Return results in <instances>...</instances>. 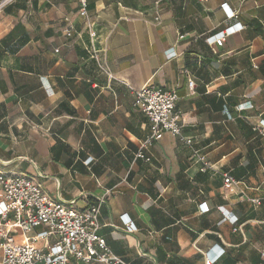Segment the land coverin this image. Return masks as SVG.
<instances>
[{"label":"crops","instance_id":"1","mask_svg":"<svg viewBox=\"0 0 264 264\" xmlns=\"http://www.w3.org/2000/svg\"><path fill=\"white\" fill-rule=\"evenodd\" d=\"M78 6L0 9V172L78 209L103 198L98 233L128 264H205L219 251L214 264H264V0H89L110 78ZM229 27L221 46L205 40ZM146 85L177 92L190 140L164 132L148 160L135 158L150 126L134 91Z\"/></svg>","mask_w":264,"mask_h":264},{"label":"built area","instance_id":"2","mask_svg":"<svg viewBox=\"0 0 264 264\" xmlns=\"http://www.w3.org/2000/svg\"><path fill=\"white\" fill-rule=\"evenodd\" d=\"M11 0H2L0 9ZM78 13L90 32L91 44L87 51L91 58L100 61L98 50L93 45L94 33L88 10L89 0H78ZM159 6H155V20L159 22ZM230 15L235 16V13ZM230 27L205 40L221 46L230 35ZM70 30L65 35L70 36ZM183 38L184 35H180ZM99 67L110 78L106 64ZM193 91L195 84L188 80ZM178 94L175 90H162L150 85L134 91V106L149 120L150 132L141 142L135 158L148 160L145 151L153 141L159 140L164 132H170L190 143L181 134V113L176 110ZM197 160L202 163L200 170L211 167L205 157L197 152ZM224 185L232 190L237 181L229 174L223 176ZM259 203L258 198L251 199ZM103 198L78 209L73 204H65L47 196L40 183L25 174H4L0 172V264H128L115 255L100 235L98 217ZM40 228V229H37ZM19 231L20 241L14 234ZM205 254V264H214L220 256ZM264 257V251L261 252Z\"/></svg>","mask_w":264,"mask_h":264}]
</instances>
